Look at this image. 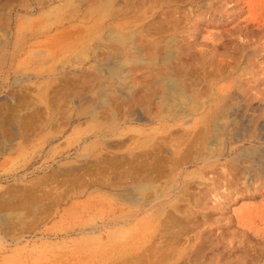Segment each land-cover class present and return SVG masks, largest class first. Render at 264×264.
<instances>
[{"label":"rangeland","instance_id":"obj_1","mask_svg":"<svg viewBox=\"0 0 264 264\" xmlns=\"http://www.w3.org/2000/svg\"><path fill=\"white\" fill-rule=\"evenodd\" d=\"M0 264H264V0H0Z\"/></svg>","mask_w":264,"mask_h":264},{"label":"bare ground","instance_id":"obj_2","mask_svg":"<svg viewBox=\"0 0 264 264\" xmlns=\"http://www.w3.org/2000/svg\"><path fill=\"white\" fill-rule=\"evenodd\" d=\"M106 1V0H105ZM109 2V1H107ZM70 4V3H69ZM71 7V6H70ZM54 8V7H53ZM47 13V12H46ZM53 13V12H52ZM57 16V15H56ZM58 17V16H57ZM99 17V16H98ZM97 17V19H98ZM90 30V29H89ZM99 30V29H98ZM89 34V33H88ZM119 40V39H118ZM179 87V86H178ZM177 87V84L173 85L172 83H170V85L168 86V89L171 90L172 92L175 93H180V95L182 96V93L179 91V88ZM41 94V93H40ZM179 95V96H180ZM23 219V218H22ZM91 227V226H90ZM89 228V227H88ZM92 229V228H91Z\"/></svg>","mask_w":264,"mask_h":264}]
</instances>
